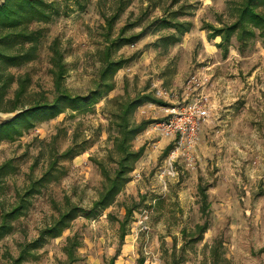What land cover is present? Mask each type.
Wrapping results in <instances>:
<instances>
[{"label":"rangeland","instance_id":"374dc122","mask_svg":"<svg viewBox=\"0 0 264 264\" xmlns=\"http://www.w3.org/2000/svg\"><path fill=\"white\" fill-rule=\"evenodd\" d=\"M55 13L47 23L32 28L43 31L39 55L7 73L16 79L28 76L26 94L16 111H25L37 100L56 96L50 73V46L58 39L64 52L65 90L72 95H90L98 86L107 45L106 16L120 12L113 37L131 21L140 20L132 31L146 29L134 44H123L115 58L132 59L114 76L115 87L101 94L87 110H66L54 118L34 119V126L21 127V134L0 141V166L12 164L11 172L0 176V223L4 210L20 202L34 183L50 174L40 191L26 196L25 212L13 220L14 229L0 240V264L17 257L20 244L35 239L42 228L59 215L68 197L85 209L92 207L107 185L99 163L113 175L118 158L117 98L151 92L169 103H145L132 120L156 119L133 140L134 149L147 143L115 202L98 214L80 212L57 238L40 246L38 260L22 264H62L68 236L77 233L82 241L81 259L74 264H106L117 251L116 264H169L173 252L185 255L183 264L209 262V249L216 239L223 241L229 264H264V45L259 36L241 47L232 38L224 56L217 46L221 37L208 38L205 23H232L235 3L240 0H46ZM185 2L178 17L193 22L180 42L159 41L174 29L160 23ZM188 12V13H187ZM258 32V31H257ZM129 36V28L127 30ZM18 81L12 82L3 98L11 106ZM199 102L209 110L193 142L167 134L157 126L175 106ZM173 148L163 154L165 147ZM69 148L83 151L72 158L63 156ZM206 186L211 202L210 228L204 239L188 243L183 231L194 230L204 218L200 211L199 184ZM128 207H136L127 225L128 235L120 239V221ZM183 247H185L183 249Z\"/></svg>","mask_w":264,"mask_h":264},{"label":"trees","instance_id":"16d2710c","mask_svg":"<svg viewBox=\"0 0 264 264\" xmlns=\"http://www.w3.org/2000/svg\"><path fill=\"white\" fill-rule=\"evenodd\" d=\"M181 0H175V3ZM185 3V2H183ZM52 3L46 0H5L4 4L0 5V111H16L19 109L22 98L26 94L30 78L26 76L24 79L16 77L13 74L7 73L10 67H22L39 55V41L43 34L41 28H32L35 22L47 23L54 13L55 8ZM187 4H182L180 8L171 16L161 18L160 23L174 29V32L162 36L159 41L165 44L180 42L185 33L192 29L193 22L188 20H181L178 16L185 13ZM235 20L229 24L216 26L212 23H205L204 29L208 31L209 39H216L221 37L217 46L222 49L224 56H227L230 49L232 38L236 36L241 47L248 45L255 37L259 36L264 45V0H240L235 3ZM188 13V12H187ZM120 12L117 11L109 16H106L107 45L103 53V65L100 70V80L98 86L92 91L90 95H72L64 88L66 64L64 61V52L58 39H55L50 46V73L53 77L56 96L52 101L48 98L34 101L28 109L21 112L14 120L0 124V141L4 138L13 139L16 134H21V127L26 126L31 128L34 126V119H50L54 118L66 110V107L72 110H87L97 100V98L105 93L108 94L115 87L114 76L123 68L132 58H115L113 52L115 48H119L123 44H134L146 32L142 28L138 32L132 30L137 27L140 20L131 21L129 24L123 26L116 37H113L114 22L118 19ZM129 28V36L127 30ZM258 31V32H257ZM18 81V89L14 100L11 101V106L6 109L3 107V98L11 87L12 82ZM118 108L115 113L117 136L114 139L115 150L118 158L116 159L117 167L111 175L104 163L100 162L99 167L106 177L107 185L100 192L98 199L93 202V205L88 210L73 204L67 197L65 204L59 207V215L51 222L42 228L39 235L29 242L20 244V251L17 257L9 256L10 264H22L24 261L32 259L38 260L40 254L37 252L38 248L46 243L50 238H57L63 232L71 227L72 222L79 216L80 212H87V215L98 214L112 205L118 194L122 191L125 184L132 180L131 172L135 169L136 162L141 158L146 149V144L138 149H134L133 140L138 134L147 129V127L156 119L148 118L140 122L132 120V115L136 109L145 104L153 103L163 106H169V103L162 98L157 97L151 92H140L134 97L117 98ZM2 112V111H1ZM173 148V144H169L164 154H168ZM86 149L84 148L83 151ZM83 151L73 153V148H69L63 153V156L72 155V158L83 153ZM12 164L5 163L0 166V176H4L11 172ZM50 174L47 172L44 177L34 183L32 188L27 190V195H23L20 202L11 206V208L4 210L2 222L0 223V240L14 229L13 220L18 219L23 212H25L26 196L33 194L35 191L39 192L38 187L46 177ZM40 186V185H39ZM200 197V211L204 218L202 223L196 224L194 230L183 231L185 237H189L188 243L196 244L204 239L205 233L210 228V212L211 202L206 186L202 184V178L199 184ZM136 207H128L126 210L125 219L120 221V239L124 240L127 231L129 219L133 215ZM82 242L80 236L75 233L68 236L64 245V252L66 259L62 264H73L80 259L78 255V248ZM183 247V249L185 248ZM117 254L112 257L107 264H115ZM178 253V252H177ZM173 252L171 262L169 264H183L185 255L182 252L177 254ZM209 262L205 261L203 264H229L230 261L225 255L223 241L216 239L209 249Z\"/></svg>","mask_w":264,"mask_h":264},{"label":"built area","instance_id":"2783aa9c","mask_svg":"<svg viewBox=\"0 0 264 264\" xmlns=\"http://www.w3.org/2000/svg\"><path fill=\"white\" fill-rule=\"evenodd\" d=\"M209 110L199 102L184 107L172 108L169 117L157 124L165 133L180 136L182 140L193 142L200 127L208 117Z\"/></svg>","mask_w":264,"mask_h":264},{"label":"water","instance_id":"95a60500","mask_svg":"<svg viewBox=\"0 0 264 264\" xmlns=\"http://www.w3.org/2000/svg\"><path fill=\"white\" fill-rule=\"evenodd\" d=\"M4 2L5 0H0V5L4 4ZM21 112L23 111H18V112L10 113V114H4L3 112L0 111V124H4V123L14 120Z\"/></svg>","mask_w":264,"mask_h":264},{"label":"crops","instance_id":"0c3cea01","mask_svg":"<svg viewBox=\"0 0 264 264\" xmlns=\"http://www.w3.org/2000/svg\"><path fill=\"white\" fill-rule=\"evenodd\" d=\"M142 120H143V119H142ZM144 144H146V147H147V143H144ZM144 144H143V145H144ZM170 144H171V143H170ZM168 145H169V144H168ZM168 145H167V146H168ZM141 146H142V145H141ZM141 146H140V147H141ZM167 146H166V147H167ZM140 147H139V148H140ZM166 147H165V149H166ZM165 149L163 150V154H164ZM145 150H146V149H145ZM134 211H135V210H134ZM131 217H132V216H131ZM197 224H198V223H197ZM68 229H69V228H68ZM127 235H128V234H126V236H127ZM126 236H125V237H126ZM124 240H125V238H124ZM124 240H123L122 242H124ZM81 242H82V241H81ZM81 246H82V244H81ZM81 246H80V247H81ZM80 247H79V248H80ZM79 248H78V255L80 256V259H81V255H80V252H79V251H80ZM118 250H120V253L117 255V258H116V260H115V264H116V262H117V260H118V257L121 255V249H117L116 253L112 256V257H114V256L117 254ZM65 255H66V254H65ZM112 257H111V258H112ZM111 258H110V259H111ZM80 259H79V260H80ZM110 259L107 260L106 264L108 263V261H109ZM79 260H78V261H79ZM78 261H77V262H78ZM143 261H144V258L141 260V263H140V264H144ZM75 263H76V262H75ZM73 264H74V263H73Z\"/></svg>","mask_w":264,"mask_h":264}]
</instances>
